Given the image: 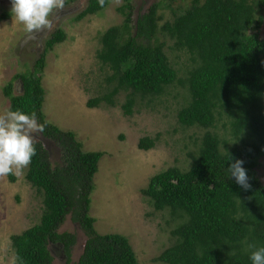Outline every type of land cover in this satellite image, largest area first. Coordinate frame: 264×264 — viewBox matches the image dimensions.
Wrapping results in <instances>:
<instances>
[{"label":"trees","instance_id":"16d2710c","mask_svg":"<svg viewBox=\"0 0 264 264\" xmlns=\"http://www.w3.org/2000/svg\"><path fill=\"white\" fill-rule=\"evenodd\" d=\"M108 3L105 0L100 7L98 0H88L74 20L96 15ZM254 3L191 0L188 8L180 14L173 12L172 20L159 27L158 3L132 26L131 3L124 0L118 8L122 24L99 36L96 58L111 71L105 78L111 88L89 99L88 108L113 107L116 96L125 92L120 108L125 116H131L136 96H159L176 82L163 43L153 41L158 31L173 42L174 50L188 53L193 64L186 79L179 81L186 85L188 95L176 118L184 128L203 130L199 145L188 154L187 169L170 167L152 176L141 192L155 212L167 211L174 223L170 230L174 243L155 258L158 263L251 264L245 242L264 246V186L258 175L264 158V37L259 32L261 17L256 18L264 0ZM64 40L65 33L57 29L32 72L15 75L2 90L10 110L36 113L38 121L45 124L40 136L59 150V163L53 165L44 144H35L36 155L25 179L41 194L43 212L36 225L10 236L11 247L14 256L20 257L17 264H52L50 245H61L65 264H69L70 248L76 240L58 230L70 215L86 236L82 254L73 264H137L126 237L98 234L88 214L93 177L103 153L83 151L72 131L59 129L42 113L45 93L41 73L46 53ZM15 80L20 83L16 95ZM222 116L229 140L211 132ZM157 141V136L144 137L138 148L147 151ZM235 160L244 162L251 185L248 190L229 176L227 168ZM7 179L10 183L16 180L12 175Z\"/></svg>","mask_w":264,"mask_h":264},{"label":"rangeland","instance_id":"374dc122","mask_svg":"<svg viewBox=\"0 0 264 264\" xmlns=\"http://www.w3.org/2000/svg\"><path fill=\"white\" fill-rule=\"evenodd\" d=\"M87 1L65 0L64 8L54 10L50 17V29L29 34L11 16V0H0V113L9 109L3 87L15 75L32 72L46 41L61 29L65 40L46 53L45 68L41 73L45 93L42 113L49 123L63 131H72L83 151L103 153L93 177L94 188L88 212L94 219L92 227L95 231L100 235L126 237L137 264H161L155 258L174 243L170 235L174 223L170 222L167 211L155 212L141 192L152 176L170 167L187 169L188 154L199 145L203 130L184 128L176 118L188 95L186 85L182 86L179 81L186 79L193 64L188 53L174 50L173 42L158 31L153 41L163 43L170 66L177 74L176 82L165 87L159 96H136L131 116H125L120 108L125 92L116 96L113 107L88 108L89 99L101 96L111 88L105 82L111 71L100 64L96 54L101 47L99 36L108 28L122 24L124 19L118 8L124 0L119 3L109 0L100 13L75 21ZM129 1L132 26L155 3L159 4V27L172 20L173 12L180 14L191 4V0ZM260 1L255 0V3ZM2 15L8 16L2 18ZM258 17H261L259 32L263 38L264 8H259ZM19 92L20 83L15 80L13 93ZM224 122L225 117L222 116L211 132L229 140ZM156 136L158 141L152 149L144 151L138 148L140 139ZM36 140L44 144L51 163L58 164V148L39 133ZM260 163L258 175L264 186V158ZM26 171L27 168L23 175L14 176L16 180L13 183L7 177H0V264H9L14 256L10 236L36 225L43 212L42 196L25 179ZM58 232L75 237L69 258V264H73L82 254L85 233L70 215L66 216ZM50 248L52 264H65L67 258L60 249L52 245Z\"/></svg>","mask_w":264,"mask_h":264},{"label":"clouds","instance_id":"9594fccd","mask_svg":"<svg viewBox=\"0 0 264 264\" xmlns=\"http://www.w3.org/2000/svg\"><path fill=\"white\" fill-rule=\"evenodd\" d=\"M115 2L119 3L120 0ZM98 4L103 7L105 0H98ZM64 6L65 0H11L10 14L18 24L23 25L26 33L31 34L50 29V17L54 10L63 9ZM44 131L45 124L38 121L35 112L26 114L18 109H6L0 113V177L24 174V170L36 155V134H42ZM243 163L241 160H235L227 171L238 185L248 190L251 185L248 183L247 171L242 167ZM241 239L245 241L247 237ZM245 243L251 264H264V246H257L255 242ZM57 248L61 249L60 245ZM19 260L20 257L13 256L9 264H17Z\"/></svg>","mask_w":264,"mask_h":264},{"label":"water","instance_id":"95a60500","mask_svg":"<svg viewBox=\"0 0 264 264\" xmlns=\"http://www.w3.org/2000/svg\"><path fill=\"white\" fill-rule=\"evenodd\" d=\"M52 246L53 247H58V245L57 244H52ZM61 246V245H60ZM61 248H62V246H61ZM51 249V248H50ZM51 251V250H50ZM60 251L62 252V254H64V252H63V250L62 249H60ZM52 254V253H51ZM65 256V255H64ZM61 257V256H60Z\"/></svg>","mask_w":264,"mask_h":264}]
</instances>
